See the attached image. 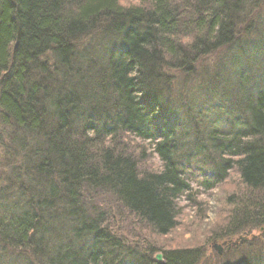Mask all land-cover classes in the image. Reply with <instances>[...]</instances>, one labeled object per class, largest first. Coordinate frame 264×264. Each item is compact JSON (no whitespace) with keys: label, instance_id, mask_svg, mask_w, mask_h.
I'll return each mask as SVG.
<instances>
[{"label":"trees","instance_id":"1","mask_svg":"<svg viewBox=\"0 0 264 264\" xmlns=\"http://www.w3.org/2000/svg\"><path fill=\"white\" fill-rule=\"evenodd\" d=\"M259 4L0 0V264H198L148 236L231 171L214 237L259 233L222 264H264V63L230 51L264 53Z\"/></svg>","mask_w":264,"mask_h":264},{"label":"rangeland","instance_id":"2","mask_svg":"<svg viewBox=\"0 0 264 264\" xmlns=\"http://www.w3.org/2000/svg\"><path fill=\"white\" fill-rule=\"evenodd\" d=\"M126 1V0H125ZM260 4L257 8L247 12L248 17L241 24V26L250 27L251 24H255L260 17L261 24L264 25V0H258ZM259 3V2H258ZM261 28H256L255 33L257 36L264 37ZM242 36V35H241ZM243 38V37H242ZM245 40H250L252 38H244ZM239 45L231 47V50L239 49L238 53L244 54L239 61L243 63H258L261 59V63H264V53L262 51L258 52L256 48L251 50L249 47L243 48V41L237 40ZM237 47V48H235ZM229 51V52H230ZM258 52V53H257ZM224 48L219 49L214 54L206 57L201 61L202 65H209V67H217L222 72L228 69L227 63H218L225 55ZM228 53V52H227ZM230 54V53H228ZM240 54V55H241ZM229 56L227 57V59ZM199 64V66H200ZM239 70L245 68L241 63H238ZM238 70V71H239ZM3 155L0 149V158ZM155 164V167H159L160 163L156 158L151 160ZM150 164V163H149ZM4 169L0 168V171ZM239 182L237 180V175L235 171H231L227 179L222 182L216 189L211 192H202L201 188H197V184L194 182L193 187L198 191L197 195H192L191 198L182 197L179 201L180 211L177 215V225L169 235L161 238L149 237L147 232H142L151 239L152 242L161 246L164 249H174V248H199L201 250V257L198 264H222L224 260H235L237 255H240L238 247L235 243L242 242L245 240H251L252 236L257 235L259 231L252 232L250 235L244 232L243 234L230 237L231 239L224 236H217L219 232H222L221 225H224L223 218L227 215L229 207L227 205L228 194L232 193L235 189L236 184ZM222 220V221H221ZM213 238V239H212ZM215 238V239H214ZM243 239V240H242ZM232 241L231 248L226 250L227 242ZM264 240H262L263 242ZM216 242L221 244L225 242L221 255H218L217 251L212 247V244ZM248 242V241H247Z\"/></svg>","mask_w":264,"mask_h":264},{"label":"water","instance_id":"3","mask_svg":"<svg viewBox=\"0 0 264 264\" xmlns=\"http://www.w3.org/2000/svg\"><path fill=\"white\" fill-rule=\"evenodd\" d=\"M225 244H226L225 242H223L221 244H218V243L214 242L212 244V247L217 251L218 255H221L220 253L222 252L223 247L225 246ZM231 245H232V241H228L226 250H229ZM155 259L160 261L161 260V255L160 254H156Z\"/></svg>","mask_w":264,"mask_h":264},{"label":"bare ground","instance_id":"4","mask_svg":"<svg viewBox=\"0 0 264 264\" xmlns=\"http://www.w3.org/2000/svg\"><path fill=\"white\" fill-rule=\"evenodd\" d=\"M207 88H208V86H207ZM210 88V87H209ZM211 91H212V89H210ZM260 231H262L263 230V228L262 227H260V229H259Z\"/></svg>","mask_w":264,"mask_h":264},{"label":"flooded vegetation","instance_id":"5","mask_svg":"<svg viewBox=\"0 0 264 264\" xmlns=\"http://www.w3.org/2000/svg\"><path fill=\"white\" fill-rule=\"evenodd\" d=\"M232 244H233V242H232Z\"/></svg>","mask_w":264,"mask_h":264}]
</instances>
